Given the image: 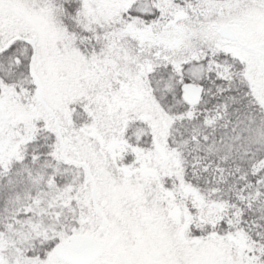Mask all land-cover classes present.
I'll list each match as a JSON object with an SVG mask.
<instances>
[{
    "label": "snow or ice",
    "instance_id": "1",
    "mask_svg": "<svg viewBox=\"0 0 264 264\" xmlns=\"http://www.w3.org/2000/svg\"><path fill=\"white\" fill-rule=\"evenodd\" d=\"M0 264H264V0H0Z\"/></svg>",
    "mask_w": 264,
    "mask_h": 264
}]
</instances>
